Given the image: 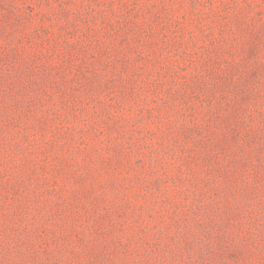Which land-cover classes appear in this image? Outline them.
<instances>
[{
    "label": "rangeland",
    "instance_id": "374dc122",
    "mask_svg": "<svg viewBox=\"0 0 264 264\" xmlns=\"http://www.w3.org/2000/svg\"><path fill=\"white\" fill-rule=\"evenodd\" d=\"M0 264H264V0H0Z\"/></svg>",
    "mask_w": 264,
    "mask_h": 264
}]
</instances>
